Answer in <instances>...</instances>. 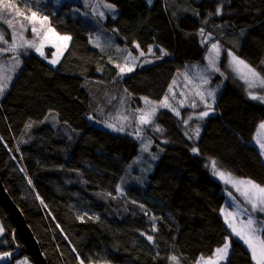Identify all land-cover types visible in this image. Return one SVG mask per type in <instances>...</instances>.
Listing matches in <instances>:
<instances>
[{"label":"trees","instance_id":"1","mask_svg":"<svg viewBox=\"0 0 264 264\" xmlns=\"http://www.w3.org/2000/svg\"><path fill=\"white\" fill-rule=\"evenodd\" d=\"M61 1L60 6L49 4L44 11H54L51 22L56 30L73 37L68 50L53 66L28 49L22 55L20 73L0 100L2 181L48 264H80L81 259L84 264H169L171 254L180 257L181 264H193L201 255L208 257L230 231L220 213L227 198L225 187L212 176L208 161L215 159L219 168L264 184V159L253 143L264 121V104L249 99L245 85L223 64L221 70L228 78L215 73L209 84L210 88L220 85L215 114L189 122V129L201 127L200 138L190 140L181 121L203 106L179 107L184 88L180 82L193 66L207 64L210 43L201 45L197 35L201 27L224 49L240 56L250 31L264 23V0H223V14L211 18L208 13L215 11L220 0H153L152 5L147 0H106L116 5L117 15L113 19L107 14L99 23L98 16L83 4ZM94 41L102 49L94 47ZM133 42L145 50L153 46L157 56L155 45H159L169 55L141 57V62L151 59L153 63L137 66L121 79L114 65L123 61L124 53L116 47L138 55ZM46 51L50 59L54 51ZM57 75L78 79L80 86L69 94L56 83ZM173 80L176 100L168 93ZM50 88L65 101L66 110L40 118L36 112ZM165 94L181 117L167 109L158 112L156 120L164 132L145 129V135L153 138L148 152H141L142 142L135 135L100 128L88 119L107 122L120 120V115L134 116L133 109L144 107L140 97L159 101ZM134 128L135 121L130 132ZM193 144L199 147V155L192 153ZM149 153L158 159L152 160ZM85 212L82 222L77 217ZM0 222L5 228L0 253H12L0 264H17L23 258L33 264L1 201ZM153 224L157 231H152ZM141 232L153 235L158 247ZM226 264H253L246 246L235 237Z\"/></svg>","mask_w":264,"mask_h":264},{"label":"snow or ice","instance_id":"2","mask_svg":"<svg viewBox=\"0 0 264 264\" xmlns=\"http://www.w3.org/2000/svg\"><path fill=\"white\" fill-rule=\"evenodd\" d=\"M56 5L61 3V0H54ZM153 0H147L148 5H152ZM85 8L91 7V11L94 15H98L99 20H104L106 18L105 11H97L101 6L103 9L107 10L108 14L112 15L115 19V13L117 12L116 5L106 2V0H97L95 5L90 4V0H83ZM47 6V0H20L17 4L16 0H0V21L6 24L8 29H11V41L6 39V30L0 27V44L5 45V47H0V55L6 53H11V60L8 63H0V98H2L8 89L11 81L12 74L15 73L16 69L22 64L21 56L27 55L28 49L34 50L39 56L47 59L50 65L56 66L60 59L64 56V53L68 50L73 37L70 34H61L56 30V27L51 22V17L55 15L53 11L51 14L44 11V7ZM74 11L79 12V8H75ZM6 13V14H5ZM85 16L88 15L87 12L83 13ZM199 15V12H195ZM223 14V0L218 2L215 11L209 12L208 17L211 18L213 15L221 16ZM175 15V14H174ZM22 17L23 21H27L28 24L17 20L16 23L19 24V30L15 27L14 18ZM99 23V21H97ZM203 23L207 24L208 20L205 19ZM30 25L31 27L29 28ZM217 27H222L218 25ZM31 32L32 37L27 38L25 33ZM113 32H118V29H113ZM201 38V45L204 46L210 43V47L207 49L205 60L207 61L206 66L202 69L198 68L195 74L186 73L185 80L193 87L190 89V93L193 95V99L188 103V107L196 109L199 105L197 104L196 98L199 100V104L203 105V110L195 115V119L204 120L210 113L216 111L214 105L216 104V92L218 91L220 85L216 88L206 87L211 83V74L218 73L224 79L228 77L225 75V71L221 70L220 67V57L222 52L227 53L228 64L227 68L231 70L234 74V78L243 82L245 85V92L249 99L254 101H259L264 104V68H258L254 66L246 59L238 56L232 49H224L220 41L215 40L211 33H206L205 29L201 27L197 33ZM244 32L241 31V36ZM93 46L101 48L102 46L98 41L93 42ZM111 46V45H109ZM133 46L138 52V55H134L133 52L127 49H121L116 47L117 52H123V61L121 63H115V67L118 69L116 75L119 78H123L124 74L130 73L135 70L137 66L142 67L143 64L153 63L151 59H145L142 62L140 57L153 56L156 59H163L164 56L169 55V53L159 45H155L158 49L160 55L157 56L154 51L153 46H148L147 49H141L140 44L133 42ZM51 47L55 49L51 53V59H49L45 54V48ZM23 50V51H21ZM109 63H112V58L109 57ZM264 65V60L260 62ZM102 69L98 68V71ZM193 81H198L193 83ZM176 81L173 80L172 84L168 86V93H171V99L176 100L175 92L173 91V85ZM125 93L130 97L132 94L128 92V89H124ZM181 96L185 98L178 100L180 108L185 107L187 101V96L184 92L180 93ZM113 99H115L113 97ZM143 101L144 107H139L133 109L135 113L134 116L130 115H120L119 119L121 123L119 125L115 123H105V127L112 129L116 132H125L126 128L133 127V121H135L134 132H128V135H135L136 138L140 139L142 142L141 152H148L149 147L153 142L152 137L145 135V129L150 128V130L156 133H163L164 128L157 122L156 118L159 109H168L177 118L181 117V112L179 108L173 106L170 103V98L168 94H165L163 98L159 101L150 99L147 96L140 97ZM121 104L125 103L124 99L121 98ZM193 115L189 114L186 118L182 119V124L187 131L184 135L188 139L198 140L200 138L201 127L196 125L194 128L189 129L188 125L191 120H193ZM89 120L93 117L89 116ZM27 127H30L28 125ZM163 143H168L167 140L162 141ZM255 143L259 146V154L264 157V121L259 123L257 129V136L255 138ZM163 151V149H160ZM191 151L194 154L199 155L200 149L197 145L193 144ZM152 160L158 159L155 154L149 153ZM208 165H206L207 167ZM210 167L212 174L220 179L225 185H229L235 190V193L239 194V197L234 195L232 191H227V195L231 204L229 205L233 210L229 211L228 206L221 208L220 213L224 218V224L227 226L229 235L224 237V243L221 246L215 248L214 252L205 257L201 255L193 264H221V262H227L229 257V252L232 247V238L235 237L238 241L242 242L246 246L247 252L249 253L250 259L253 264H264V184L257 182L250 177H237L231 171L219 168L215 159L210 160ZM151 168V164H149ZM31 184V180H29ZM116 191L121 195L124 194V190L117 186ZM107 195L112 196V193ZM39 199V197H37ZM115 199V196H112ZM43 204V201L41 200ZM133 203H136L133 201ZM141 209L144 208L143 204L139 205ZM47 207V205H45ZM147 214V212L145 213ZM84 215H88L85 212L83 215H78V219L82 222L84 220ZM89 219H93L89 216ZM99 219V217H95ZM153 221L157 217L153 216L151 218ZM5 231L3 224H0V235ZM152 231H157L155 224H153ZM141 236H144L146 240L157 246L155 244V237L149 233L141 232ZM158 247V246H157ZM75 252L76 250L73 249ZM12 253L3 252L0 253V260H4L5 257H11ZM160 253H156V257H159ZM154 257V259L156 258ZM79 259V256L77 257ZM169 264H181L180 257L175 254H171L168 257ZM22 264H28L27 258L22 262ZM80 264H84V260H80Z\"/></svg>","mask_w":264,"mask_h":264},{"label":"rangeland","instance_id":"3","mask_svg":"<svg viewBox=\"0 0 264 264\" xmlns=\"http://www.w3.org/2000/svg\"><path fill=\"white\" fill-rule=\"evenodd\" d=\"M75 1L83 4V0H75ZM96 3H97V0H90V4L91 5H95ZM17 4H18V2H17ZM49 4H52L54 6H60L62 3H60L59 5H56L55 2H54V0H47V5H49ZM88 9L92 13L91 7H89ZM97 11H105L106 12V16L108 14L107 13V10L106 9H101V7L98 8ZM92 15H94V14L92 13ZM116 15H117V12L115 13V16ZM94 16H98V15H94ZM96 19H97V21H100L99 20V17H95V20ZM17 20L23 22L26 25L28 24L27 21H23V18L22 17H15L14 18V24H15V27L17 28V30H19V24L16 23ZM28 26H29V28L31 27L30 25H28ZM0 27L4 28L6 30L5 37L9 41H11V35H10L11 29H8L7 25L6 24H3L2 21H0ZM25 35H26L27 38H31L32 37V33L30 31L29 32H26ZM0 47H5V45L0 44ZM47 49H52V51H55V49H53L51 47H46L45 48V54L47 52L46 51ZM21 51H23V50H21ZM263 55H264V23H262L261 25L253 28L250 31L249 36H248L247 41H246V44H245V46H244V48L242 50V53H241L240 57L246 59L248 62H250L254 66H257L261 62ZM11 56H12L11 53H6L4 55H0V63H8V62H10ZM21 60H22V64L19 66V68L16 69L15 73L12 74V76H13L12 81H11L8 89L6 90L4 96L6 95V93L8 92V90L11 88V85L13 84L15 78L18 76V74L20 73V71H21V69L23 67V59H22V56H21ZM223 64H228L227 53H225V52H222V54H221V57H220V67H222ZM204 66H206V65H202L201 67H199V66H193L192 69H191V71L188 72V73L195 74L197 72V69L198 68L202 69ZM230 73L234 77V74L231 72V70H230ZM211 75H213V74H211ZM55 81L62 88H64L69 94H74V92L80 86V82H79L78 79L71 78V77H67V76L57 75L55 77ZM196 82H198V81H193V83H196ZM180 84H182V87L184 86V88L181 89L180 93L181 92H184L185 93V96H187V101H186L185 104L188 107V103L194 98L193 95L190 93V89L193 87V85L192 84H189L188 81L185 80V78H182ZM206 87L210 88L209 85H207ZM4 96L2 98H0V100H2L4 98ZM184 98H185L184 96H181V99H184ZM217 98H218V96L216 95V102H217ZM196 101H197V104L199 105L197 108H201L203 105L202 104H199L198 98H196ZM65 110H66V103H65V101H63L59 97V95L53 89L50 88L49 93L47 94L46 98L42 101V103L38 107V110L36 112V115L37 116L39 115L40 118H42V117L44 118L47 115V113H50L52 111L53 112H56L57 114L60 115V114H63ZM161 110H165V109H163V108L159 109V111H161ZM198 113H196V114H198ZM196 114L193 115L194 118H195V115ZM213 114H215V112L210 113L209 116H211ZM91 123L94 124V125H96V126H98V127H100V128H104V129L113 131L112 129H109V128L105 127V123H115V124L119 125L121 123V120H116L115 121V119L114 120L110 119V121L108 120L107 122H101V121H96L93 118L91 120ZM114 132H116V131H114ZM125 132H130V129L129 128H126ZM256 136H257V133H256ZM256 136H255V138H256ZM255 138L253 140V143L259 149V146L255 143ZM263 159H264V157H263ZM208 162L210 164V161H208ZM212 176L214 178L216 177L213 174H212ZM215 179L217 181H219L220 183H222L224 185V187H225L224 190H225V193H226V197L227 198H226V203H225L224 207L228 206V210L229 211H232L233 209L229 206L231 204V201L229 200V197L227 195L226 189L228 191H232L234 193V195H236L237 197H239V194L238 193H235V190L234 189H232L229 185H225L217 177ZM0 224H1V222H0ZM231 253H232V247H231V250L229 252V257L231 255ZM229 257H228V260H229ZM24 260H25V258L20 259L19 262H17V264H22V262ZM27 262H28V260H27ZM226 263L227 262H221V264H226ZM28 264H30V263L28 262Z\"/></svg>","mask_w":264,"mask_h":264},{"label":"water","instance_id":"4","mask_svg":"<svg viewBox=\"0 0 264 264\" xmlns=\"http://www.w3.org/2000/svg\"><path fill=\"white\" fill-rule=\"evenodd\" d=\"M0 201L3 205L8 209L10 214L12 215L15 225H16V233L20 235L22 240L24 241L26 248L33 260V264H48V261L42 252L39 242L36 239L32 229L27 223V220L18 207V205L14 202V200L9 195L4 183L2 181V176L0 172Z\"/></svg>","mask_w":264,"mask_h":264},{"label":"crops","instance_id":"5","mask_svg":"<svg viewBox=\"0 0 264 264\" xmlns=\"http://www.w3.org/2000/svg\"><path fill=\"white\" fill-rule=\"evenodd\" d=\"M48 114H49V113H47V115H48ZM47 115H46V116H47ZM46 116H45V117H46ZM45 117H44V118H45ZM0 236H1V235H0Z\"/></svg>","mask_w":264,"mask_h":264}]
</instances>
